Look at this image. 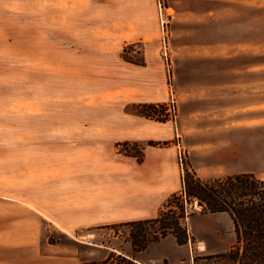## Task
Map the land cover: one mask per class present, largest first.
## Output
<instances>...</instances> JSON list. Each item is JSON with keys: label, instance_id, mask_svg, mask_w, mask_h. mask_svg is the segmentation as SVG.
Returning a JSON list of instances; mask_svg holds the SVG:
<instances>
[{"label": "rangeland", "instance_id": "rangeland-1", "mask_svg": "<svg viewBox=\"0 0 264 264\" xmlns=\"http://www.w3.org/2000/svg\"><path fill=\"white\" fill-rule=\"evenodd\" d=\"M168 4L175 5L182 17L168 22L162 13ZM72 35L83 37L85 46L94 45L102 36L112 37L114 47L122 48L127 59H144L140 65L126 61L121 54L125 62L139 66L151 62L158 77L161 74L154 103H167L178 123L191 111H210L214 96L223 91L219 85L264 82V0H0V163L13 176L27 180L29 195L26 237L13 238L11 249L4 252L11 264H56L65 252L74 255L77 263L85 256L100 262L105 252L101 255L86 242L122 246L128 252L129 226H119L117 238L113 229L105 228L107 224L72 230L52 223L53 211L67 214L69 194L73 198L74 189L84 184L92 195L95 190L105 192L117 180L121 184L142 179L143 172L133 171L129 162H155L166 151L178 169L174 145L180 139H156L161 129L152 127L167 121L173 125L175 116L165 122L139 116L132 108L139 102L94 97L106 80L96 82L94 75L74 77L47 69L50 50L72 42ZM132 42H139L140 54L130 52L127 46ZM90 55L95 54H81L88 59ZM255 67H262L261 73ZM169 86L176 103L157 100L167 98ZM81 94L84 97H75ZM127 112L137 117L129 118ZM191 125L210 133L212 117L207 115ZM134 135L136 139H132ZM135 144L143 147L140 160L133 156L139 154ZM185 154L181 181L185 169L195 171L190 155ZM237 154L234 161L221 162L218 168L211 167L210 157L199 161L198 176L206 179L239 173L256 163ZM117 161L124 163L121 176L100 171ZM175 192L181 194L182 182ZM186 214L190 264H216L205 259L209 253L196 245L207 241L210 246L224 247L233 234L232 224L225 215H215L225 213L204 212L197 202L187 207ZM90 250L93 255H88ZM181 258L174 264H187ZM109 264L129 263L114 253Z\"/></svg>", "mask_w": 264, "mask_h": 264}, {"label": "crops", "instance_id": "crops-1", "mask_svg": "<svg viewBox=\"0 0 264 264\" xmlns=\"http://www.w3.org/2000/svg\"><path fill=\"white\" fill-rule=\"evenodd\" d=\"M163 12L168 22L182 17V13L173 4L164 5ZM166 27L167 25L164 26L165 33H167ZM70 37L72 42L60 45L57 49L53 47L54 49L50 50V65L47 69L74 77L94 75L96 82L106 80L107 84L101 85L94 94V97L101 101L106 98L130 103L156 101L155 95L159 93L157 89L161 86V74L159 72L158 77L151 62L146 61L145 66L125 62L121 58L122 48L114 47L113 44L116 40L112 37L102 36L101 40H96L91 46H85L84 38L81 36L72 35ZM167 39L169 40V38ZM87 52L95 55H90L89 59L88 56H81ZM37 57H40V48L37 51ZM39 66L37 60V68ZM262 69V67H255L254 71L261 73ZM218 87L223 91L214 96L210 111L202 110L199 114L191 111L184 121L180 118L179 123L175 116V120L171 121L173 125L169 124V121L152 124L153 129H161L160 136L156 139L167 140L174 137L180 139L177 146L174 145L176 147L177 170L174 168L172 158L168 156L170 153L166 151L161 157H157L155 162H129L134 167L133 171H138V174L143 172L142 179L140 177L133 178L130 183L123 181L121 184L117 180L115 185L107 186L105 192L95 190L92 195L87 190L88 185L84 184L77 190L74 189L73 198L69 194L67 214L60 216L53 211L52 218L54 220L51 222L61 224L58 225L59 227L64 225L74 230L77 227L88 228L98 224H121L156 217L170 195L175 193L177 186L181 185L183 169L178 158L179 148L190 155L192 168L197 172V175L199 161L210 157L213 160L211 167L218 168L221 162L234 161L237 153H241L245 158L256 163L240 172H252L264 181V82L259 79V81L249 83H226ZM171 92L172 87L169 86L167 98L157 100L169 101ZM83 95L75 97L81 98L84 97ZM160 95H163L162 92ZM173 97L176 103L174 94ZM207 115L211 116L213 121L210 133L204 132L205 128L203 127L192 128L191 124L195 120ZM127 117H137V115L127 112ZM201 129L204 133H201ZM133 138L136 139L135 135L132 136ZM1 151L4 152L5 148ZM112 163L114 164L100 171L115 172L116 176H121V172L124 171V163L120 161ZM5 166L0 163V264H11L6 261L4 252L11 249L13 238L17 239L16 236L19 235V240H22L26 237L29 195L27 180L21 175L13 176L11 170L6 169ZM230 173L235 174L236 172ZM95 182L99 183L100 180L96 179ZM32 210L34 209L32 208ZM35 211L39 213V211ZM215 215H225L233 226L228 214ZM187 228L190 233L189 227ZM66 232L71 235L70 231ZM235 241L233 227V234L224 247H217L218 244L210 246L207 241L206 243L199 241L196 248L200 251H207L209 253L207 255H213L228 250ZM126 242L130 250L122 255L127 257L131 264H164V259L167 260V264H174L180 256L182 257L181 262L190 264V246V251H188V246L177 244L173 236H166L157 242L150 243L145 249L139 251H134L130 242ZM200 243L203 244L202 249L199 248ZM86 244L96 247L101 255L105 252V255L99 258L100 261L105 260L110 252L120 254V250L123 249L122 246L108 247L88 242ZM65 253L61 255L60 261L56 264H79L91 261V256H85V259L77 263L74 255ZM92 253L94 251L90 250L88 255H93Z\"/></svg>", "mask_w": 264, "mask_h": 264}, {"label": "trees", "instance_id": "trees-1", "mask_svg": "<svg viewBox=\"0 0 264 264\" xmlns=\"http://www.w3.org/2000/svg\"><path fill=\"white\" fill-rule=\"evenodd\" d=\"M126 61L143 65L144 59L129 60L122 52ZM167 103L139 102L133 103V111L145 118L165 122L175 116L168 112ZM138 147L140 160L143 147ZM181 194L172 193L156 217L144 220L130 221L121 224L105 226L113 229V236H120L116 229L119 226H129L126 241H129L134 251L145 249L150 243L172 235L177 244H186L190 233L185 224L188 206L197 202L202 211L208 213H225L232 220L236 241L231 247L205 259L215 260L216 264H264V181L252 172H240L220 177L201 178L195 171L185 169L182 176ZM147 225V228L145 227ZM102 244V243H101ZM104 245V244H102ZM110 246V245H104ZM118 258L131 264V261L120 250ZM110 252L107 258L100 262L84 261L81 264H109L113 259ZM131 257V255H129ZM198 260L197 256L194 261Z\"/></svg>", "mask_w": 264, "mask_h": 264}, {"label": "built area", "instance_id": "built-area-1", "mask_svg": "<svg viewBox=\"0 0 264 264\" xmlns=\"http://www.w3.org/2000/svg\"><path fill=\"white\" fill-rule=\"evenodd\" d=\"M127 47L130 50V52H132V53H135V54H140L141 53V47H140L139 42H132ZM163 54H164L165 60H167L169 57L167 55V47H166V45L164 46ZM167 71L169 72L168 69H167ZM172 103H174V97H173V93L171 92V104ZM185 157H186L185 151L182 148H179L178 158H179V163L181 165V168H182V162L185 159Z\"/></svg>", "mask_w": 264, "mask_h": 264}]
</instances>
